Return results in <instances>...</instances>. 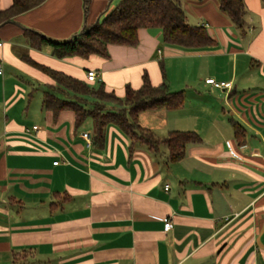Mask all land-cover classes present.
<instances>
[{"label":"crops","instance_id":"0c3cea01","mask_svg":"<svg viewBox=\"0 0 264 264\" xmlns=\"http://www.w3.org/2000/svg\"><path fill=\"white\" fill-rule=\"evenodd\" d=\"M118 2L44 0L0 27V264H264L262 0H245L250 35L218 0H183L189 22L217 41L207 48L168 45L161 29L141 28L137 45L109 44L108 58H57L24 34L68 39ZM23 56L82 80L97 70L118 96L146 72L185 101L143 111L139 123L201 140L170 162L165 145L154 153L111 124L104 144L88 148L93 120L77 126L72 111L44 108L55 81Z\"/></svg>","mask_w":264,"mask_h":264},{"label":"trees","instance_id":"16d2710c","mask_svg":"<svg viewBox=\"0 0 264 264\" xmlns=\"http://www.w3.org/2000/svg\"><path fill=\"white\" fill-rule=\"evenodd\" d=\"M43 1L12 0L8 8H3L0 0V27ZM218 2L220 10L246 34L248 16L245 0ZM262 2L264 4V0ZM141 28H159L165 44L185 49L217 45L205 26L189 22L183 0H119L97 22L85 25L80 32L65 40L51 39L33 30H26L24 34L37 48L50 46L52 54L57 58H88L91 55L108 58L109 44L137 45L138 31ZM23 58L55 81L51 91L44 93L43 107L55 114L62 110L72 111L77 126L91 118L94 122L95 145L104 144L105 129L112 124L119 127L131 139L132 144H145L154 153L159 152L161 145H165L168 161L176 162L185 156L187 144L201 140L199 134L188 130H170L165 137H159L153 130L139 123V114L143 111L178 109L185 101L184 91H172L166 82L153 85L146 72L139 88L126 85L124 95L118 96L114 91L107 90L101 81L91 83L87 79L75 78L38 64L27 56Z\"/></svg>","mask_w":264,"mask_h":264},{"label":"built area","instance_id":"2783aa9c","mask_svg":"<svg viewBox=\"0 0 264 264\" xmlns=\"http://www.w3.org/2000/svg\"><path fill=\"white\" fill-rule=\"evenodd\" d=\"M2 43H0L1 45ZM2 72V70L0 69V73ZM86 79L87 81L91 82V83H94V82H97V81H100V77H99V73L97 70H94V69H89L87 72H86ZM206 82L207 83H210L212 84L213 86L215 87H218V88H222V87H226L228 86V84L226 82H218L216 81L214 78H207L206 79ZM37 129V126H34L33 127V130H36ZM27 134H30V130L27 129L26 130ZM82 137L85 139V142H86V146L88 148H92L93 144H94V141H93V136L91 135V133L89 132H85L82 134ZM58 161H55L54 164H57ZM173 226L172 222L169 221V220H166L165 221V230H169L171 229Z\"/></svg>","mask_w":264,"mask_h":264},{"label":"rangeland","instance_id":"374dc122","mask_svg":"<svg viewBox=\"0 0 264 264\" xmlns=\"http://www.w3.org/2000/svg\"><path fill=\"white\" fill-rule=\"evenodd\" d=\"M250 14H253V13L247 8V16H249ZM246 30H248L246 35H250L251 34V30H250L248 25L246 27ZM39 93H41L40 89H38V91L36 92V97L39 95Z\"/></svg>","mask_w":264,"mask_h":264}]
</instances>
